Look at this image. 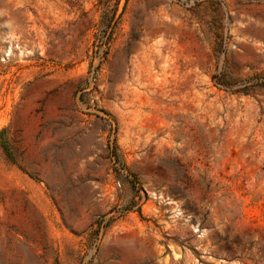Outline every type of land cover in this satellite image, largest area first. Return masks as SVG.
I'll return each mask as SVG.
<instances>
[{"label": "rangeland", "instance_id": "374dc122", "mask_svg": "<svg viewBox=\"0 0 264 264\" xmlns=\"http://www.w3.org/2000/svg\"><path fill=\"white\" fill-rule=\"evenodd\" d=\"M0 264H264V0H0Z\"/></svg>", "mask_w": 264, "mask_h": 264}]
</instances>
